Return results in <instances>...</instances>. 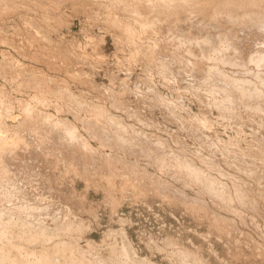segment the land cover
Wrapping results in <instances>:
<instances>
[{"label": "rangeland", "instance_id": "374dc122", "mask_svg": "<svg viewBox=\"0 0 264 264\" xmlns=\"http://www.w3.org/2000/svg\"><path fill=\"white\" fill-rule=\"evenodd\" d=\"M147 1L0 0V139L28 148L8 159L14 184L0 188V232L11 236L0 233V258L15 253L0 263L26 254L21 264H35L44 248L66 254L64 264H264V31L248 24L256 6H241L240 26L212 14L209 0H193V11L186 0ZM197 43L213 45L214 59ZM252 53L257 62H234ZM24 116L34 119L28 128ZM61 126L90 147L82 162L61 151L71 145ZM192 168L227 207L190 182Z\"/></svg>", "mask_w": 264, "mask_h": 264}, {"label": "bare ground", "instance_id": "6f19581e", "mask_svg": "<svg viewBox=\"0 0 264 264\" xmlns=\"http://www.w3.org/2000/svg\"><path fill=\"white\" fill-rule=\"evenodd\" d=\"M147 1V0H146ZM157 1V0H156ZM165 1V0H164ZM169 1V0H168ZM172 1V0H171ZM180 1V0H179ZM202 2L200 3L198 0L196 1V2H198V4H200V5H198L197 4V6H203V5H201L202 3H203V0H201ZM207 1V0H206ZM259 1V0H258ZM261 1V0H260ZM264 1V0H263ZM263 1H261L262 2V4H264L263 3ZM140 2V4H142L143 2L144 3H147L148 4V1L147 2H145V1H139ZM142 2V3H141ZM158 2H159V0H158ZM158 2H156V3H158ZM176 2V1H175ZM208 2V1H207ZM209 2H210V4H211V7H213V8H211V7H209L210 6V4H209V6L208 5H206V6H208L211 10V12H212V14H215V13H217V14H220V13H224V17H226L225 18V21H224V23H226V25H231V24H237L238 23V25H242V24H240V22L237 20V19H243V18H238V17H241V14H239L240 16H238V17H235L238 13H240V11H239V9L241 8V6H242V8H244V7H246V6H248V5H255L256 7H254V6H251V8H250V10H249V7L247 8V10H249L248 12H251V13H253L252 14V16H250L249 15V17H250V19L249 20H252V22L251 21H249L248 22V24L250 23H252V27L254 26V29H255V31H256V27H258V29L259 28H263V29H259V31L260 30H263L264 31V6L263 5H259V4H257V3H254V0H209ZM161 3H166V1L165 2H162L161 1ZM169 3V2H168ZM171 4H172V2H170ZM178 3V2H177ZM175 4V3H173V5L175 4L176 6L178 5V4ZM181 3H183L184 4V9H185V5H187V7L190 5V6H192V5H195L196 6V4H193L194 3V1L193 0H186V1H180V4ZM204 3H205V1H204ZM203 3V4H204ZM138 4V3H137ZM136 4V5H137ZM140 4H139V8H140ZM189 4V5H188ZM244 4V5H243ZM142 5H144V7H145V9H146V7H148V8H153V7H151V5H149L148 4V6L147 5H145V4H142ZM141 5V7H142V9L141 10H145V9H143L144 7ZM164 4H162V6H163ZM167 4H165L164 6H166ZM170 5V4H169ZM169 5H167L166 7H167V10H168V7H172L173 8V6L171 5V6H169ZM174 5V6H175ZM164 6H163V9H164ZM175 6V7H176ZM182 6V5H181ZM181 6H179V8L181 7ZM189 6V7H190ZM194 6V7H195ZM196 6V7H197ZM205 6V7H206ZM186 7V8H187ZM188 7V8H189ZM193 7V6H192ZM253 7V8H252ZM183 8L181 7V9H182V11H184L183 10ZM198 8V7H197ZM200 8V7H199ZM204 8V7H203ZM166 9V8H165ZM174 9V8H173ZM192 8L190 7V10H191ZM208 9V8H207ZM206 8H204L203 9V11L204 10H207ZM251 9H254V11L253 10H251ZM146 10H148V9H146ZM151 10H153V9H151ZM196 10V9H195ZM202 10V9H201ZM201 10H199L200 12H201ZM246 11V8L245 9H243V11ZM164 11H166V10H164ZM181 11V12H182ZM192 11H193V9H192ZM202 11V12H203ZM208 12H209V9L207 10ZM207 11H205L206 13H207ZM243 11H241V12H243ZM145 12V11H144ZM150 12V11H149ZM173 12H175V11H173ZM201 12V13H202ZM248 12L246 11V12H244L243 14H246L247 16H248ZM146 13V12H145ZM172 13V12H171ZM183 13V12H182ZM185 13V12H184ZM191 13V12H190ZM251 13H249V14H251ZM174 14V13H173ZM194 13L192 12V15H193ZM211 14V15H212ZM216 14V15H217ZM242 14V16L243 17H246V16H244ZM255 14V15H254ZM191 15V14H190ZM201 15V14H200ZM207 15V14H206ZM208 15H210V13L208 14ZM226 15V16H225ZM256 15H257V17H256ZM188 17H189V15H187ZM214 16V15H213ZM221 16V15H220ZM254 16L256 17V18H254ZM183 17H185V15L183 16ZM191 17V16H190ZM203 17H204V15H203ZM206 17V16H205ZM210 17V16H209ZM248 17V18H249ZM177 18V17H176ZM202 18V17H201ZM211 18V17H210ZM224 19V18H222V17H219L218 19ZM237 18V19H236ZM252 18H254V20L252 19ZM179 19V18H178ZM196 19V18H195ZM195 19H193V21H195ZM191 20V22H192V18L190 19ZM203 20V23H206L205 21H204V19H202ZM213 20V19H212ZM244 21V23H246V21H248L247 19H246V21H245V19H243ZM197 22H198V25H199V19H198V17H197V20H196ZM195 21V23L197 24V22ZM191 22H189V23H191ZM215 22H217V20L215 21ZM208 23V22H207ZM219 23V22H218ZM221 23H222V21H221ZM178 24H179V22H178ZM201 25H203L202 24V21H201V23H200ZM210 24V22L208 23V24H206L205 26H207V25H209ZM223 24V23H222ZM247 24V23H246ZM247 24V25H248ZM249 24V25H250ZM198 25H196V26H198ZM212 25V24H211ZM215 25H217V24H215ZM181 26V25H180ZM191 26L193 27V29H194V26H193V22H192V24H191ZM190 26V27H191ZM210 26V25H209ZM244 26V25H243ZM242 26V27H243ZM251 26V25H250ZM256 26V27H255ZM178 27V26H177ZM198 27H200V30H201V26H198ZM211 27V30H212V27H214V25H212V26H210ZM227 27V26H226ZM238 27V26H237ZM176 28V27H175ZM203 28V27H202ZM230 28V27H229ZM246 28V27H245ZM251 28V27H250ZM185 28H183V30H184ZM192 29V28H191ZM209 29V28H208ZM218 29V28H217ZM228 29V28H227ZM226 29V30H227ZM240 29H241V27H240ZM122 30V29H121ZM124 30V29H123ZM196 31H198V28L197 29H195ZM200 30H199V32H200ZM251 30V29H250ZM130 30H128V29H126V31H124L125 33L124 34H126L127 32H129ZM152 31V30H151ZM178 31V30H177ZM194 31V30H193ZM240 32H241V30H239ZM243 31V30H242ZM245 31V30H244ZM252 31V30H251ZM255 31H254V33H255ZM258 31V30H257ZM262 31V32H263ZM121 32V31H120ZM123 32V31H122ZM148 32V31H147ZM184 32H185V30H184ZM213 32V31H212ZM226 32V31H225ZM228 32H230V31H228ZM227 32V33H228ZM247 32V31H246ZM131 33V32H130ZM130 33H129V35H130ZM191 33V32H190ZM189 33V34H190ZM205 33V32H204ZM239 33V32H238ZM245 33V32H244ZM250 33V32H249ZM253 33V34H254ZM188 34V33H187ZM208 34V33H207ZM231 33H229V35H230ZM234 34V33H233ZM233 34H232V36H233ZM251 34V33H250ZM250 34H245L246 36H248V35H250ZM197 35H199L198 33H197ZM201 35V34H200ZM257 35V34H256ZM259 35V34H258ZM125 36H127L128 37V34H126ZM125 36H124V38H125ZM131 36H133V35H130V37ZM195 36H196V33H195ZM208 36H210V35H208ZM218 36V35H217ZM216 36V37H217ZM222 36H223V34H222ZM237 35H235V37H236ZM264 36V35H263ZM127 37L125 38V40L127 39ZM200 37V36H199ZM203 37V36H202ZM212 36H210V38H211ZM220 37V35L217 37V38H219ZM244 37V36H243ZM242 37V38H243ZM257 37V36H256ZM129 38V37H128ZM195 38V37H194ZM198 38V37H197ZM209 38V37H208ZM213 38H214V36H213ZM239 38H241V37H239ZM245 38H247L248 39V37H245ZM250 38H251V36H250ZM216 39V38H215ZM255 39V38H254ZM221 41H222V39H220ZM219 40V41H220ZM225 40V38H223V41ZM249 40V39H248ZM258 40V39H257ZM259 40H261V39H259ZM264 40V39H263ZM125 42V41H124ZM194 42V41H193ZM217 42V41H216ZM215 42V43H216ZM248 42V41H247ZM258 42H260V41H258ZM262 42V41H261ZM128 43V42H127ZM193 44H195V43H193ZM198 44V46L200 47H197V48H199V54H200V56L201 57H203L204 55H206V53H207V50H209V46L210 47H213V45L211 46V45H205V44H199V43H197ZM245 44V43H244ZM247 44V43H246ZM263 44V43H262ZM216 45V44H215ZM231 45V44H230ZM251 45V44H250ZM254 45V44H253ZM232 46V45H231ZM248 46V45H247ZM217 48V47H216ZM257 48V47H256ZM210 49H212V48H210ZM214 49V48H213ZM220 49V48H219ZM225 49V48H224ZM226 49H228V47L226 48ZM250 49V48H249ZM248 49V50H249ZM253 49V48H252ZM196 50V49H195ZM198 50V49H197ZM222 50V49H221ZM229 50V49H228ZM214 51V50H213ZM212 51V52H213ZM219 51V50H218ZM256 51V50H255ZM211 52V53H212ZM223 52H224V50H223ZM258 52V51H257ZM263 52V54H264V51H262ZM209 53V52H208ZM207 53V54H208ZM221 53V52H220ZM226 53H230L229 51L228 52H226ZM198 54V55H199ZM213 54V53H212ZM217 54L218 53H216V59H219V61L223 58V54H221L222 56L221 57H219V56H217ZM235 53H234V51L232 52L231 51V57L229 58V59H232L234 56ZM253 54V53H252ZM209 55H210V53H209ZM227 55V54H226ZM230 55H227V56H230ZM244 55V54H243ZM242 54L240 55H238V58L234 61V62H241V63H248V61L249 60H251V62H257L256 61V58H254V56L255 55H261V50L258 52V53H256L255 55L253 54V56H251V57H249V58H247V56H243ZM207 56V55H206ZM206 56H204L203 58L204 59H206L205 57ZM200 57V58H201ZM208 58H209V56H207ZM217 57H219V58H217ZM208 58H207V60H208ZM225 58V57H224ZM222 59V61H224L225 59ZM210 59H214V58H209V60ZM208 60V61H209ZM222 61H220L221 63H222ZM247 61V62H246ZM217 62V61H216ZM234 62H232V63H234ZM250 62V61H249ZM202 63V62H201ZM231 63V64H232ZM215 64V63H214ZM217 64V63H216ZM230 64V65H231ZM220 65V64H219ZM232 65H234V64H232ZM241 65V64H240ZM239 65V66H240ZM235 66V65H234ZM233 66V67H234ZM243 66V65H242ZM198 69V68H197ZM196 69V70H197ZM205 69V68H204ZM208 69V68H207ZM199 71H200V68H199ZM204 71V70H203ZM197 72V71H196ZM205 73V72H204ZM189 74H192L191 73V71H190V73ZM199 74V73H198ZM213 75H214V73H213ZM258 75V74H257ZM193 76V75H192ZM204 76V75H203ZM202 76V77H203ZM222 76H223V74H222ZM194 77V76H193ZM195 78V77H194ZM200 78V77H199ZM197 79H198V77H197ZM214 79V78H213ZM196 80V79H195ZM201 81L203 80L204 81V79H200ZM199 79H198V81H200ZM216 80V79H215ZM219 80V79H218ZM225 80V79H224ZM223 82V81H222ZM226 82V81H225ZM224 82V83H225ZM202 82H200V84H201ZM234 83V82H233ZM202 84H204V83H202ZM228 85V84H227ZM231 85V84H230ZM232 85H234V84H232ZM227 87H229V86H227ZM231 87V86H230ZM237 88V87H236ZM239 88V87H238ZM232 89H233V87H232ZM234 90H235V88H234ZM223 92H224V96H225V93H227L226 92V90H222ZM222 91H220V92H222ZM222 92V93H223ZM242 92V91H241ZM239 93V92H238ZM253 92H251V93H249V98L253 95L252 94ZM218 94V93H217ZM221 94V93H220ZM219 94V95H220ZM229 94V93H228ZM228 94H227V96H228ZM231 94V93H230ZM240 94H242V93H240ZM252 94V95H251ZM221 95H223V94H221ZM255 95V94H254ZM229 96H231V95H229ZM228 96V97H229ZM235 96V95H234ZM241 96H243V95H240V97ZM245 96V95H244ZM228 97H226V98H228ZM253 98L254 97H256V96H252ZM257 97H258V95H257ZM259 97H261L262 98V96H259ZM250 99H252V98H250ZM260 99V98H259ZM243 100V99H242ZM255 100H257V99H255ZM38 101V100H37ZM232 101V100H231ZM9 102V101H8ZM236 102V101H235ZM0 103H1V101H0ZM39 103V102H38ZM240 103V102H239ZM245 103V102H244ZM242 104V103H241ZM246 104V103H245ZM3 105V104H2ZM236 105V104H235ZM240 105V104H239ZM4 106V105H3ZM7 106V105H6ZM242 106V105H241ZM8 107V106H7ZM6 107V108H7ZM83 107H85V106H83ZM4 110H6V108H4V107H2ZM86 108V107H85ZM243 108V107H242ZM8 109V108H7ZM20 110H24V111H21L22 113H23V115H27V112H25V111H30V109L29 108H19ZM4 112V111H3ZM20 112V113H21ZM7 113H8V111H7ZM22 113H21V115H22ZM77 113V112H76ZM0 114H2V112L0 113ZM6 114V113H5ZM5 114H4V116H5ZM19 114V113H18ZM34 114V113H33ZM36 114V113H35ZM2 116V115H1ZM6 117V116H5ZM5 117H3V118H5ZM26 116H24V118H22V119H24L25 120V122L24 123H26V126H27V128L29 127V126H31L33 123H32V121H34V119H32L31 118V116H28V117H30V118H28V117H26ZM2 118V119H3ZM34 118V117H33ZM37 118H39L38 116H37ZM22 119L20 120V123H22L23 121H22ZM14 120V119H13ZM27 120L28 121H30L31 122V124L30 123H28L27 122ZM49 120V119H48ZM22 121V122H21ZM47 121V120H46ZM45 120L43 121V122H46ZM50 121L51 122H54V125H53V123H52V125L53 126H58L59 124L61 125V123L63 122V121H61L60 123L59 122H57V121H53V120H51L50 119ZM19 122V121H18ZM42 122V121H41ZM108 122V121H107ZM106 122V123H107ZM18 124V127H19V125H21V124ZM24 123H23V125H24ZM64 123V122H63ZM102 123V122H101ZM110 123V122H109ZM4 124V123H3ZM17 124V123H16ZM89 124L90 125H92V123H90L89 122ZM94 124V123H93ZM114 124V123H113ZM45 125V124H44ZM62 125H64V124H62ZM98 125H99V123H98ZM40 126V125H39ZM48 126H50V125H48ZM87 126V125H86ZM24 127V126H23ZM59 127V126H58ZM96 126H94L93 128H95ZM20 128V127H19ZM60 128H62V129H65V131L63 130V132H62V134L65 132V136H67V137H65V141L64 140H62L63 142H66V141H68L69 143H71V145L69 146V145H67L68 143H66V144H63L64 146H62V148H64V149H60L61 151H68L66 154H68L69 152H71L70 154L72 155V157H70V158H68V159H70V161L71 160H75V159H77V160H79V161H83V157H82V154L80 153V152H87L88 154H90L91 153V150H90V147H87V144L85 143V142H83V141H77V138H76V136H73V132H71V131H69L67 128H65L64 126L62 127H60ZM90 128H92V126L90 127ZM93 128H92V131L94 132V130H93ZM22 129V128H21ZM30 130L32 129V131H33V129H35L34 127H31V128H29ZM38 128H36V130H37ZM47 129H49V128H47ZM45 130V132H42L41 133V135L43 136V137H39V136H36V137H33V138H37L38 139V137H39V139H38V141L37 142H43L44 140H46V139H48L50 136H49V131L48 130ZM52 129H54L53 127L51 128L50 127V133H51V131H52ZM58 128L56 127L55 128V130L53 131V132H55L56 130H57ZM2 130V129H1ZM115 130V129H114ZM113 130V131H114ZM26 131V130H25ZM32 131H31V133H32ZM48 131V132H47ZM1 132V131H0ZM27 132V131H26ZM52 132V133H53ZM34 133V132H33ZM32 133V135H36V133H34L33 134ZM57 133H59V132H57ZM98 133V135L100 136V134H101V132L100 131H98L97 132ZM97 133H95L96 135H97ZM109 133V132H108ZM111 133V132H110ZM114 133V132H113ZM1 134V133H0ZM29 134H30V132H29ZM55 134V133H54ZM62 134H59V136H63ZM91 134V133H90ZM94 134V135H95ZM31 135V134H30ZM30 135H28V136H30ZM31 135V136H32ZM53 135V134H52ZM51 135V137H54V136H52ZM110 135V134H109ZM119 135V134H118ZM1 136V135H0ZM4 137H5V135H3ZM59 136H58V138H59ZM96 137V136H95ZM98 137V136H97ZM101 137V136H100ZM103 137L104 138H106V136H104L103 135ZM113 137H115V136H113ZM6 138V137H5ZM9 138V137H8ZM58 138H56V139H58ZM62 139H63V137H61ZM120 138V137H119ZM118 138V139H119ZM10 139H11V142H13L12 141V138H9V141H7L6 139H3V140H1L0 139V188H4V187H7V186H13V184H14V181L12 180V177H11V175H10V171H9V167H8V165H9V162H8V159L10 160V157H12V155L17 151V150H19L21 147H26L27 148V146L26 145H24L23 144V142L21 141V140H23V138L21 139V140H19V138H18V141L17 142H13V143H11L10 142ZM115 139V138H114ZM117 139V140H118ZM54 141H55V139H53ZM59 140V142H60V144H62L61 143V139H58ZM99 140V139H98ZM122 140V139H121ZM139 140V139H138ZM53 141V143H55L56 144V142H54ZM119 141H120V139H119ZM118 141V142H119ZM47 142V141H46ZM100 142H104L102 139H101V141ZM117 142V143H118ZM124 142H125V140H124ZM53 143L51 144V145H53ZM123 143V142H122ZM59 144V145H60ZM103 144V143H102ZM56 145H58V142H57V144ZM107 145V144H106ZM109 145H111V142H110V144ZM125 145V144H124ZM45 146H46V144H45ZM89 146V145H88ZM112 146V145H111ZM110 146V147H111ZM119 146V145H118ZM58 146H56V148H57ZM82 147H84V149L82 148ZM53 149L55 148V147H52ZM54 149V150H57V149ZM59 148V147H58ZM61 148V147H60ZM66 148V149H65ZM121 148V147H120ZM129 148V147H128ZM127 148V149H128ZM28 149V148H27ZM26 149V150H27ZM30 150V149H29ZM32 150H33V148H32ZM123 150V149H122ZM126 150V149H125ZM61 151H59V154H60V152ZM116 151V150H115ZM118 151V150H117ZM124 151V150H123ZM141 151V150H140ZM27 152H28V150H27ZM30 152H32L31 150H30ZM135 152H137V151H135ZM146 152V151H145ZM29 153V152H28ZM28 153H27V155L26 156H28ZM23 154H25V153H23ZM66 154H65V157H66ZM140 154V153H139ZM29 155H30V153H29ZM63 155V154H62ZM22 156V155H21ZM33 156V155H32ZM68 156V155H67ZM26 159H27V157H26ZM29 160V159H28ZM26 161V160H25ZM87 165L88 164H90L89 162H87L86 163ZM104 165H106V164H104ZM92 166V164H90V166L89 167H91ZM83 167H85V166H83ZM79 170L82 168V167H77ZM93 169L95 168V167H92ZM98 168V167H97ZM93 169H92V171H93ZM193 169H195V168H192L191 169V171H190V173L188 174V176H190V177H192V179H190V182L194 179V180H196V181H198V182H201V183H203V189H204V191L209 195V193H208V191H211L210 192V194L211 193H214L213 195H214V197H215V200H217L218 201V203H220V201L222 200V202H224L225 200H224V195L223 194H218V190H216L215 189V187H214V182H213V179L212 180H210V178H208V176L205 178L203 175H200L197 171H195V170H193ZM105 170V169H104ZM12 171V170H11ZM91 171V172H92ZM106 172V171H105ZM107 173V172H106ZM17 173H15L14 175H16ZM109 174V173H108ZM107 174V175H108ZM17 176V175H16ZM21 177V176H20ZM14 178V177H13ZM121 178H123V176H121ZM125 179V178H124ZM89 180V179H88ZM12 181H13V184H12ZM131 181V180H130ZM129 181V182H130ZM160 186V185H159ZM161 188H162V186H161ZM206 189H207V191H206ZM160 191V190H159ZM217 193V194H216ZM212 194H211V197L213 196ZM210 197V196H209ZM213 200H214V198H213ZM216 202V201H215ZM224 204H225V202H224ZM220 205H221V203H220ZM224 206H226V204L224 205ZM227 207V206H226ZM3 209V208H2ZM1 213V212H0ZM32 215V214H31ZM33 215H35V214H33ZM57 215V214H56ZM58 216V215H57ZM43 217V216H42ZM59 217V216H58ZM57 217V218H58ZM56 218V219H57ZM59 219V218H58ZM60 219H62V218H60ZM30 220V219H29ZM27 221V220H26ZM28 222V221H27ZM27 222H22V223H24V229H25V231L26 232H29V229L30 228H33V224H31V225H29V223H27ZM60 223V222H59ZM35 225H37L36 223H35ZM23 226V225H22ZM39 225H37L36 227H38ZM17 227V226H16ZM20 227V226H19ZM35 226H34V228H36ZM18 228V227H17ZM23 228V227H22ZM15 229V228H14ZM24 229H23V231H24ZM39 229V228H38ZM38 229H36V230H38ZM1 230V229H0ZM17 230V229H16ZM22 230V229H21ZM20 230V231H21ZM31 230V229H30ZM33 230V229H32ZM3 231V230H2ZM0 232V233H3V232ZM6 231V230H5ZM9 231H11V230H9ZM8 231V233H10ZM17 231H19V230H17ZM19 231V232H20ZM22 231V233H24ZM34 231V230H33ZM13 232V231H12ZM37 232V231H36ZM40 232H41V230H40ZM5 233V232H4ZM3 233V234H4ZM6 233H7V231H6ZM34 233V232H33ZM1 235L2 236V241H3V236H6L5 234L4 235ZM11 234V233H10ZM14 234H16L15 232H14ZM18 234V233H17ZM25 234V233H24ZM28 234H31V233H28ZM12 235V234H11ZM19 235V234H18ZM22 235V234H21ZM26 235V234H25ZM34 235V234H33ZM32 235V236H33ZM0 236V237H1ZM8 236V235H7ZM7 236H6V238L5 239H7ZM13 236V235H12ZM16 236V235H15ZM8 237H11V236H8ZM18 237V236H17ZM20 237V236H19ZM22 237V236H21ZM26 238H28L27 239V241L29 242V243H31V242H34V241H31L32 240V238H30V235H28V237H26ZM25 238V239H26ZM18 239H20V238H18ZM24 239V241H26ZM30 239V240H29ZM1 241V240H0ZM39 241V240H38ZM41 241V240H40ZM4 242V241H3ZM10 242V241H9ZM9 242H7V244L6 245H9L10 243ZM44 242V241H43ZM1 243V242H0ZM13 243H14V241H13ZM37 243H40V242H37ZM42 243V242H41ZM40 243V244H41ZM45 243V242H44ZM43 243V244H44ZM23 244V243H22ZM1 245V244H0ZM2 245H3V243H2ZM2 245H1V247H2ZM5 244H4V248L6 249L7 247H5L6 246ZM14 244H11L10 246L12 247ZM16 245V244H15ZM30 245V244H29ZM32 245V244H31ZM46 245V244H45ZM33 246H35V245H33ZM38 246H40L39 244H38ZM43 246V245H42ZM41 247V246H40ZM13 248H16V251L18 250L17 249V247H15V246H13L12 247V249ZM18 248H19V246H18ZM2 249V251H4V249L3 248H1ZM8 249H9V247L6 249L7 251H8ZM21 249V248H20ZM27 249H30V248H27ZM32 250H33V248H32ZM42 250V252L40 253V252H35L36 254H34L33 255V253H32V255L34 256V259H35V264H64V261L66 260V258H64L63 259V257L65 256L66 257V254H61V253H57V251H58V249H57V251L55 250V251H51V250H49V251H47V249L45 250L44 248L43 249H41ZM23 251H25V250H23ZM1 252V251H0ZM15 252V251H14ZM19 252H21V251H18V253ZM26 252V251H25ZM24 252V253H25ZM30 252H32V251H29L28 253H30ZM59 252V251H58ZM112 252V251H111ZM114 252H116V251H114ZM4 253H6L5 251H4ZM3 254V253H2ZM7 254H9V252H7L6 253V256H7ZM12 254V253H11ZM15 254V253H14ZM14 254L13 255H10L11 257L12 256H14ZM116 254V253H115ZM21 255V254H20ZM19 254H18V256H20ZM26 255V254H25ZM24 255V256H25ZM29 255V254H28ZM68 255V254H67ZM112 255V254H111ZM117 255V254H116ZM5 255H3V256H1V258H0V261H8L9 262V259H11V257L8 259L7 257H9V256H7L6 257ZM22 256V255H21ZM22 256L21 258L20 257H18V258H20V259H16V258H13L12 260H13V262H14V264L16 263V264H21V262H23V261H27V260H29V258H27V256ZM73 256V255H72ZM113 256H114V253H113ZM32 257V256H31ZM116 257V256H115ZM68 258H70V255L68 256ZM67 258V259H68ZM111 258V257H110ZM31 259V258H30ZM72 259V258H71ZM75 259V258H74ZM113 259V258H112ZM119 259V258H118ZM33 260V259H32ZM78 260V259H77ZM85 260V259H84ZM120 260V259H119ZM121 260H123V259H121ZM72 261H74V260H72ZM12 262V263H13ZM28 262V261H27ZM26 262V263H27ZM29 262H30V260H29ZM67 262V261H66ZM65 262V263H66ZM69 262V261H68ZM77 263H78V261H76ZM81 262H83V260L82 261H80V263ZM85 262H86V260H85ZM10 263V262H9ZM11 263V264H12ZM74 263V262H73ZM126 264V262L123 260L122 261V264ZM0 264H2V263H0ZM3 264H5L4 262H3ZM6 264H8V263H6ZM22 264H24V263H22ZM31 264V263H30ZM32 264H34V262L32 263ZM69 264H71V262L69 263ZM76 264V263H75ZM83 264V263H82ZM100 264H103V262H100Z\"/></svg>", "mask_w": 264, "mask_h": 264}]
</instances>
